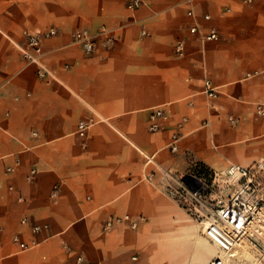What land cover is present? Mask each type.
<instances>
[{
	"label": "crops",
	"instance_id": "1",
	"mask_svg": "<svg viewBox=\"0 0 264 264\" xmlns=\"http://www.w3.org/2000/svg\"><path fill=\"white\" fill-rule=\"evenodd\" d=\"M188 8L184 0H146L137 11L121 0H0V264H76L80 256L83 264H209L218 255L201 222L158 184L163 170L183 174L194 162L222 172L264 160L256 113L264 0H197L195 19ZM194 21L216 27L220 39L202 42ZM102 27L116 37L111 47L98 35L86 54L73 40ZM50 28L57 34L42 43L45 73L20 45ZM155 107L166 113L157 132ZM80 121L90 123L85 136ZM174 132L178 151L169 147ZM125 215L140 220L137 229Z\"/></svg>",
	"mask_w": 264,
	"mask_h": 264
},
{
	"label": "built area",
	"instance_id": "2",
	"mask_svg": "<svg viewBox=\"0 0 264 264\" xmlns=\"http://www.w3.org/2000/svg\"><path fill=\"white\" fill-rule=\"evenodd\" d=\"M124 2L127 9L137 11L146 5V0H121ZM197 0H184L189 5L187 15L195 19L197 17L194 5ZM243 4L251 5L256 0H240ZM231 9L228 8L227 11ZM206 22L211 21L212 16L205 13L202 16ZM191 33L198 35L202 42L215 41L220 39L219 30L212 26L208 30H204L201 24L194 21L190 27ZM144 34L147 32L144 31ZM57 34L55 28H50L46 31H36L28 34L26 45H20L24 55L31 61L37 63L43 72L47 69L42 64L43 48L42 43L45 39ZM103 37V45L111 47L116 42V37L113 32L102 27L98 33L94 34L89 29H80L73 33L75 43L82 46L86 54H92L97 48V37ZM176 52L180 55L184 54L183 43L179 42L176 45ZM264 77V71L257 73ZM206 92L210 96H215L218 91L206 82ZM256 113L264 116V103H258ZM166 118V113L161 107H155L151 110L150 115V130L157 132L161 130L162 124L160 120ZM234 122L235 119H232ZM90 126L89 122L80 121L78 125V133L85 136L86 129ZM182 135L179 132H174L169 147L172 151H178ZM19 160L16 161L18 165ZM8 171H13L14 167H8ZM214 172V171H213ZM36 173V170L31 171V176ZM30 176V178H31ZM219 178V179H218ZM222 178V179H221ZM221 182L222 189H213V184ZM161 191L174 201L182 204L187 209L189 214L196 220L202 221L205 218L212 220L213 224H224L231 228L238 236H244L249 230L253 218L264 209V160L256 161L254 164L243 167L237 164H231L222 172H214L212 184L205 183L202 179H198L193 175L175 173L171 170L162 171V180L158 184ZM230 189V190H229ZM58 188L55 187L52 196H56ZM22 200V198H20ZM124 220L128 221L132 229H137L139 219L133 220L130 215H125ZM23 223H28L27 218L22 219ZM109 221L107 226H111ZM32 231L35 233L41 230V226L31 224ZM14 241H19L17 235L14 236ZM82 256L77 258L76 264H83ZM209 264H223L219 257H214Z\"/></svg>",
	"mask_w": 264,
	"mask_h": 264
},
{
	"label": "bare ground",
	"instance_id": "3",
	"mask_svg": "<svg viewBox=\"0 0 264 264\" xmlns=\"http://www.w3.org/2000/svg\"><path fill=\"white\" fill-rule=\"evenodd\" d=\"M201 227L203 235L217 251L216 257H219L223 264H243L244 260L256 258L257 252L264 257L263 251L254 242L264 246V209L253 218L247 234L241 237L224 224H213L209 218L201 221Z\"/></svg>",
	"mask_w": 264,
	"mask_h": 264
},
{
	"label": "rangeland",
	"instance_id": "4",
	"mask_svg": "<svg viewBox=\"0 0 264 264\" xmlns=\"http://www.w3.org/2000/svg\"><path fill=\"white\" fill-rule=\"evenodd\" d=\"M182 174V173H180ZM184 174H188V175H193L195 177H197L198 179H202V181H205V183L208 184H212L213 181V177H214V172L213 170H211L210 168L201 165L197 162H194V164L190 167V169L188 171H186ZM219 179V178H218ZM222 179V178H221ZM224 184H222L221 182H216L215 185L213 184V189L215 190H219L222 189ZM159 186V185H158ZM161 189V188H160ZM230 190V189H229ZM262 196H264V193H262ZM178 210L180 211V213H182L184 216L194 219L189 212L187 211V209L185 207H183L182 204L178 203ZM176 218V215H175ZM195 220V219H194ZM201 222V221H200ZM135 230V229H134ZM201 233H202V227H201ZM203 234V233H202ZM256 242L255 244L263 251L264 253V246H262L261 243ZM256 258L251 259V260H244L243 264H264V257H262L260 254H258V252L255 254Z\"/></svg>",
	"mask_w": 264,
	"mask_h": 264
}]
</instances>
